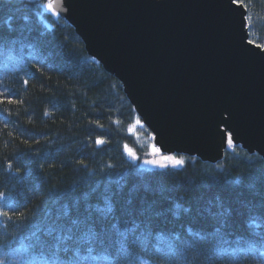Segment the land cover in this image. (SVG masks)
<instances>
[{
  "label": "trees",
  "instance_id": "trees-1",
  "mask_svg": "<svg viewBox=\"0 0 264 264\" xmlns=\"http://www.w3.org/2000/svg\"><path fill=\"white\" fill-rule=\"evenodd\" d=\"M44 2L0 0V264H264V159L233 146L215 164L184 155L179 168L141 169L125 145L146 159L151 132L121 82ZM242 4L250 40L264 49V0ZM105 197L113 212L100 216ZM218 201L230 210L223 242L211 215ZM150 205L162 215L145 228L139 209ZM86 208L105 232L90 245L59 241L60 226ZM117 220L140 228L124 239Z\"/></svg>",
  "mask_w": 264,
  "mask_h": 264
},
{
  "label": "water",
  "instance_id": "water-1",
  "mask_svg": "<svg viewBox=\"0 0 264 264\" xmlns=\"http://www.w3.org/2000/svg\"><path fill=\"white\" fill-rule=\"evenodd\" d=\"M56 7L121 82L162 153L215 164L231 138L264 159V49L247 42L243 4L57 0Z\"/></svg>",
  "mask_w": 264,
  "mask_h": 264
},
{
  "label": "snow or ice",
  "instance_id": "snow-or-ice-1",
  "mask_svg": "<svg viewBox=\"0 0 264 264\" xmlns=\"http://www.w3.org/2000/svg\"><path fill=\"white\" fill-rule=\"evenodd\" d=\"M231 3L239 6L243 3V0H231ZM56 4H57V0H45L42 7L49 15L59 18L60 13L57 11ZM25 20H27V17H25ZM243 22L245 25H247V16L243 18ZM9 28H11L10 23H9ZM245 39H247V32L245 33ZM247 42L248 44H253V41L251 40H248ZM257 47H261V46L257 45ZM25 83H27V81H25ZM8 102L12 103L13 101L9 100ZM0 103H3V100H0ZM228 142L230 145L232 144L231 138H229ZM103 143L104 141L100 138L96 140L97 145H102ZM125 149L128 150L130 156L134 155V153H132L131 150L128 149L127 145H125ZM165 159H168V157H165ZM149 163H152V162H149ZM183 163L184 162L182 160H177L176 166L179 167ZM121 179H118L117 181H115V183L120 184L121 187H123L124 185L121 184ZM104 200H105V204L107 205L106 210L105 208H101L99 205H96L95 207V211L99 213L100 216H105L106 212L107 213L113 212V209L111 207V202L108 199V197H105ZM131 203L132 201L129 200L128 204H131ZM153 204H155V202H153ZM216 206L220 208L221 210L215 214H211V213L210 214L213 215L214 218H220L219 219L220 227H216L213 231L215 232L216 238L218 239V241L223 242L225 240V236L222 233L221 229L227 223L225 218L228 215H230V210L223 209V206L219 203V201L217 202ZM151 207L152 206L150 205L148 208L141 207L139 209V215L141 216H144L146 212L149 213V216L146 217V220H145V228L151 227V216L162 215L161 212L152 213ZM181 207L182 206L179 203L175 205V210L173 212V215L176 216L177 218H179L180 216ZM183 211L187 213L190 211V209L183 208ZM206 211L210 212V209ZM125 214L129 217H133L136 214V212L134 210L129 209V210H126ZM63 216L67 220V218L69 217V212L66 210L63 213ZM124 224H125V227L121 228L120 221L117 220V223L112 225V229L118 232L119 235L123 237L124 239H127L129 234H134L140 228V224L137 223L135 220H132L130 227L128 226L129 221L127 220L124 221ZM249 227L250 228L260 227L255 217H253L252 220L249 221ZM189 231H191V229H189ZM103 232H105V229L99 226V219L93 216V213L90 210V208H86L84 212L78 218L70 219L68 220L67 223L60 226L58 230V234H57V239L61 242L72 241L76 244L82 243V244L90 245L93 242H95L97 238L100 236V234ZM102 242L106 244L110 243L111 236L109 234H105ZM87 252L89 253V255H91L92 248L88 247Z\"/></svg>",
  "mask_w": 264,
  "mask_h": 264
},
{
  "label": "rangeland",
  "instance_id": "rangeland-1",
  "mask_svg": "<svg viewBox=\"0 0 264 264\" xmlns=\"http://www.w3.org/2000/svg\"><path fill=\"white\" fill-rule=\"evenodd\" d=\"M231 147H233V144L231 145L228 144V148ZM131 152L134 153L133 156H130L128 150H126V156L134 163L138 164L139 167L144 170L179 168L182 167L184 163L181 166L177 167L176 161L177 160H182L183 162L185 161V159L183 158L184 155L162 153L154 145L152 146V151L149 154V157L146 159H140L134 151L131 150ZM165 157H168V159H165Z\"/></svg>",
  "mask_w": 264,
  "mask_h": 264
}]
</instances>
